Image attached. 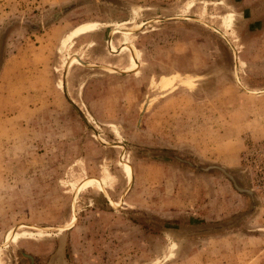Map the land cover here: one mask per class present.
<instances>
[{
	"label": "rangeland",
	"instance_id": "rangeland-1",
	"mask_svg": "<svg viewBox=\"0 0 264 264\" xmlns=\"http://www.w3.org/2000/svg\"><path fill=\"white\" fill-rule=\"evenodd\" d=\"M74 1L0 0V264H264V0Z\"/></svg>",
	"mask_w": 264,
	"mask_h": 264
},
{
	"label": "water",
	"instance_id": "water-1",
	"mask_svg": "<svg viewBox=\"0 0 264 264\" xmlns=\"http://www.w3.org/2000/svg\"><path fill=\"white\" fill-rule=\"evenodd\" d=\"M100 1L106 2V3H112L115 5H122V6L127 5L126 2L123 0H100ZM94 2H95V0L74 1V2L64 6L61 10H59L55 14H53L44 23V25H50V24L56 23L59 20H61L66 14H68L69 12L74 10L75 8L83 6V5H89V4H92ZM18 23H19V21H13L11 24H9L6 27L5 33H4V40H3L4 45L6 44L5 42H6L7 34L12 29V27L17 25ZM23 23L25 25H28L31 29H40L42 26H44L42 24H38V23H35L33 21H30V20L23 21ZM2 62H3V58L1 59V63ZM148 100H149V98L147 99L146 104L144 105V107L140 113L139 123L142 122L143 115H144L146 108H147ZM159 154L174 157L177 160H179L185 164H188V165H190L196 169L203 170L206 172L212 173L215 171H220L232 181L234 187L240 193L247 194L251 199L250 206H249L248 210L243 211V212L235 215L233 218H231L227 221H220V222L204 224V225H201L200 230L191 229L187 232V236H189V235L195 236V235H199V234H217V233H221L224 231H228V230H231L235 227H238L243 221L250 219L251 217H253L256 214V212L258 210L257 194L255 193L253 188L250 186V184H245L243 182L241 171H239L237 169H232L230 167H226V166L218 164V163H208V164L207 163H196L191 159L180 156L179 154H177L174 151L165 150V151H161ZM159 227H160V229L167 231V232L174 230V229L170 228L169 226H159Z\"/></svg>",
	"mask_w": 264,
	"mask_h": 264
},
{
	"label": "bare ground",
	"instance_id": "bare-ground-1",
	"mask_svg": "<svg viewBox=\"0 0 264 264\" xmlns=\"http://www.w3.org/2000/svg\"><path fill=\"white\" fill-rule=\"evenodd\" d=\"M130 57H131V64L128 67V69H130L131 66L134 64V61L132 60L133 56L130 55ZM128 69H126V70H128ZM191 229L200 230L201 225L196 224V225H188V226H178L176 229H174L173 231H170L169 233H172L173 235L178 236V237H186L187 232Z\"/></svg>",
	"mask_w": 264,
	"mask_h": 264
}]
</instances>
